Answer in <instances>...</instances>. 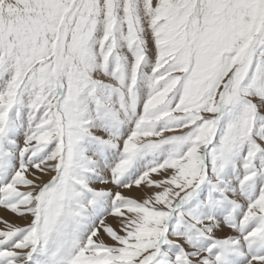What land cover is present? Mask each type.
Returning <instances> with one entry per match:
<instances>
[{
    "label": "snow or ice",
    "instance_id": "1",
    "mask_svg": "<svg viewBox=\"0 0 264 264\" xmlns=\"http://www.w3.org/2000/svg\"><path fill=\"white\" fill-rule=\"evenodd\" d=\"M0 211V264H264V0H0Z\"/></svg>",
    "mask_w": 264,
    "mask_h": 264
},
{
    "label": "rangeland",
    "instance_id": "2",
    "mask_svg": "<svg viewBox=\"0 0 264 264\" xmlns=\"http://www.w3.org/2000/svg\"><path fill=\"white\" fill-rule=\"evenodd\" d=\"M45 179H47V177H45ZM0 215H4L10 220H14V221L17 220V218L15 216H13L11 213L2 212Z\"/></svg>",
    "mask_w": 264,
    "mask_h": 264
},
{
    "label": "bare ground",
    "instance_id": "3",
    "mask_svg": "<svg viewBox=\"0 0 264 264\" xmlns=\"http://www.w3.org/2000/svg\"><path fill=\"white\" fill-rule=\"evenodd\" d=\"M135 193V192H134ZM2 213V211H0V214Z\"/></svg>",
    "mask_w": 264,
    "mask_h": 264
}]
</instances>
